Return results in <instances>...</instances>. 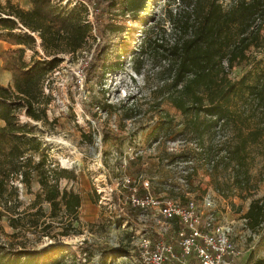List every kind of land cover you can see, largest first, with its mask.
Returning <instances> with one entry per match:
<instances>
[{
  "label": "trees",
  "instance_id": "16d2710c",
  "mask_svg": "<svg viewBox=\"0 0 264 264\" xmlns=\"http://www.w3.org/2000/svg\"><path fill=\"white\" fill-rule=\"evenodd\" d=\"M119 1L118 15L139 23L138 15L147 12L153 0ZM117 2L28 0V8L11 0L0 2V38L13 46L4 50L3 61L10 83L0 84V219L5 218L13 231L8 233L9 240L0 242V264H63L56 257L63 252L62 245L51 243L34 249L15 240L26 232L38 239L75 232L73 223L80 206L77 192L59 186L60 178L73 175L51 165L34 125L21 121L20 115L47 122L51 96L43 90L45 77L58 66L60 55L84 50L93 37L91 32L100 41L84 61L85 82L94 77L97 68H109L102 58L100 16L109 19ZM163 2L167 7L161 28L169 25L168 37L140 41L136 52L144 57L152 46L164 53L165 97L181 114L179 134L190 143L176 156L184 162L182 178L187 180L202 167L213 192L233 206V196L252 197L264 178V0H230L226 6L221 0ZM88 8L92 23L86 19ZM26 50L31 51L27 61ZM243 62L249 67L239 77H230L231 69ZM108 106L104 103L101 108ZM33 180L39 188L33 199L21 206L19 192L30 193ZM140 193L138 188L137 195ZM42 204L48 206L47 211ZM242 217L249 220V228H258L264 222V199L251 198ZM82 244L91 247L85 241ZM102 253L132 259L124 247ZM70 259L78 264L71 254ZM253 264H264V258Z\"/></svg>",
  "mask_w": 264,
  "mask_h": 264
},
{
  "label": "rangeland",
  "instance_id": "374dc122",
  "mask_svg": "<svg viewBox=\"0 0 264 264\" xmlns=\"http://www.w3.org/2000/svg\"><path fill=\"white\" fill-rule=\"evenodd\" d=\"M11 1L22 7L28 5V0ZM117 1L112 13L108 14L109 19L103 20L100 16L104 32L102 58L109 68H97L94 77L85 82L84 61L100 41L91 32L93 37L84 50L60 55L58 66L45 77L43 90L51 96L46 110L47 122H35L20 115L21 121L34 125L51 165L73 175L60 178L59 186L71 188L80 196L77 221L73 223L75 232L39 239L26 232L25 236L18 234L15 240L24 241L27 247L34 249L51 243L62 245L64 250L56 257L63 264H75L70 254L78 264H139L124 255L102 252L111 247L128 250L132 247L129 228L121 226V217L127 219L126 225L130 223L132 230L150 225L149 216L133 209L129 202L132 188L138 189L141 182L147 181L153 194L176 200L187 197L198 206L207 193L212 194L217 201L215 213L220 218L227 213L232 216L230 238L238 250L234 264H253L264 258V222L251 229L247 224L249 220L242 214L251 198L264 199V178L252 197L233 196V206L213 192L202 167L192 172L187 180L182 178L184 162L176 156L190 143L185 135L179 134L181 114L165 97L163 82L167 66L166 61L161 60L164 53L152 46L147 47L144 57L136 52L140 41L168 37L169 25L165 23L161 28L166 2L153 0L147 12L138 15L141 20L138 23L126 15H118L120 1ZM229 1L221 0V3L226 6ZM86 19L89 23L93 21L89 8ZM12 47L0 38V83L5 80L4 50ZM36 50L40 55V49L36 47ZM252 51L250 48L248 53ZM30 56L31 51L26 50L24 59L27 61ZM115 63L119 65L114 66ZM248 67L244 62L234 66L230 77H239ZM104 103L110 105L106 110L101 108ZM127 114L130 117L124 118ZM88 135L92 138L88 139ZM38 188L33 180L30 193L21 189V206L33 199ZM42 207L48 210L46 204ZM11 231L5 218H1L0 242L9 240ZM82 241L91 247L81 245Z\"/></svg>",
  "mask_w": 264,
  "mask_h": 264
},
{
  "label": "built area",
  "instance_id": "2783aa9c",
  "mask_svg": "<svg viewBox=\"0 0 264 264\" xmlns=\"http://www.w3.org/2000/svg\"><path fill=\"white\" fill-rule=\"evenodd\" d=\"M128 182V179H124ZM141 193L132 188L130 206L145 213L150 225L133 229L126 218L121 226L128 229L129 252L139 264H234L238 250L230 238L231 225L219 222L212 194L198 206L186 197L184 203L153 194L147 181L140 183ZM84 255V254H83ZM84 260V259H83Z\"/></svg>",
  "mask_w": 264,
  "mask_h": 264
},
{
  "label": "crops",
  "instance_id": "0c3cea01",
  "mask_svg": "<svg viewBox=\"0 0 264 264\" xmlns=\"http://www.w3.org/2000/svg\"><path fill=\"white\" fill-rule=\"evenodd\" d=\"M22 7V6H21ZM29 7V3H28V5H26L25 7H23V8H28ZM3 75L5 76V80H4V82H1L0 84H3V85H6V84H8V83H10V72L9 71H7V70H3ZM2 124V122L0 121V125ZM249 203V202H248ZM248 203L245 205V208H244V211H246V209H247V207H248ZM218 218H219V222H222V223H229L230 225L232 224V220H231V218H232V216L231 215H228V213L227 214H225V217H219L218 216Z\"/></svg>",
  "mask_w": 264,
  "mask_h": 264
},
{
  "label": "water",
  "instance_id": "95a60500",
  "mask_svg": "<svg viewBox=\"0 0 264 264\" xmlns=\"http://www.w3.org/2000/svg\"><path fill=\"white\" fill-rule=\"evenodd\" d=\"M94 264H97V263H94Z\"/></svg>",
  "mask_w": 264,
  "mask_h": 264
}]
</instances>
